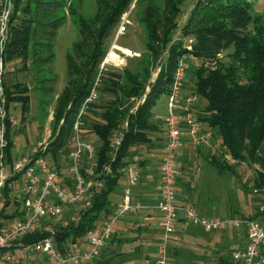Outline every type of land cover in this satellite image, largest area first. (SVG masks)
Masks as SVG:
<instances>
[{"label":"trees","instance_id":"trees-1","mask_svg":"<svg viewBox=\"0 0 264 264\" xmlns=\"http://www.w3.org/2000/svg\"><path fill=\"white\" fill-rule=\"evenodd\" d=\"M133 1L97 0L98 11L93 28L78 16L77 23L82 41L74 43L72 53L66 56L69 78L66 87L57 97L53 130L46 151V155L52 159L59 161L61 154L66 155L69 151L73 125L92 88L98 65L105 56L106 41ZM185 1L164 0L162 10L154 3H148L143 11L141 23L146 33V49L151 64L155 67L159 65L156 78L147 85V92L143 86L145 80L140 79L137 74H129L126 71L128 66L121 71L110 69L102 75L101 85L108 83L105 88L107 92L121 95L127 101L141 99V102L130 111L124 110L119 98H115L99 115L100 121L89 125L88 130L97 138L94 180L102 185L97 190L92 189L91 207L79 223L56 233L55 240L60 249L68 241L76 243L83 240L87 232L94 229L101 218L110 213L109 195L123 177L120 170L130 161L139 146L151 142L150 134L157 130L151 122L152 108L161 96L169 94L178 62L186 54H192L202 61L233 46L230 64L213 61L209 68L201 65L195 70L194 94L206 102L204 116L199 121L216 131L236 164L259 161L258 153L264 144V16L252 17V0H196L186 24L181 28L183 37L188 34L195 37L194 43L189 46L191 50L188 51L184 41L173 40L179 28L177 19L182 15L181 7ZM21 2L22 0L12 2L8 42L3 55L4 65L5 61H9L13 56L25 60L31 47L49 54L53 48L52 39L55 38L53 33L64 19L49 15L50 11L60 6L58 0H26L23 8H20ZM39 11L43 14L38 15ZM20 13L31 14L33 18L38 15L36 19L39 28L34 29L32 19L22 20V24L17 27L15 21ZM251 25L253 32H246ZM83 45H86L85 49ZM214 50L217 52H213ZM37 53L34 52V56ZM239 71L245 76L244 81L241 80ZM124 77L126 84L121 82ZM1 88V109L4 113L1 124L6 141L4 153L7 161L11 163L14 142L11 138L10 116L7 114L9 105L18 102L22 113H25L29 95L28 89L20 84H13L11 89L5 87L2 78ZM94 104L95 102L88 105L81 117V133L85 132L86 115L94 108ZM123 123H126V129L123 130L122 142L114 159H111L110 141L114 131ZM218 156L222 159L223 152L220 155H210L205 160L220 176L226 172L234 174V168L225 164ZM105 166L110 168L111 174L102 173ZM262 169L264 170V163ZM82 173L86 180H89L84 170ZM256 174L255 186L259 187L264 182V171ZM256 217L257 215L251 218ZM35 239V236L30 238L31 241ZM110 242H116V239L112 237ZM216 264L237 263L231 258H219Z\"/></svg>","mask_w":264,"mask_h":264},{"label":"built area","instance_id":"built-area-1","mask_svg":"<svg viewBox=\"0 0 264 264\" xmlns=\"http://www.w3.org/2000/svg\"><path fill=\"white\" fill-rule=\"evenodd\" d=\"M136 1L134 0L120 17L109 38L111 40L112 37V41L107 46L89 95L84 100L73 125L71 139L73 148L67 152L66 157H61L69 161L72 187L68 188L62 185L56 170L45 159L49 156L46 155L49 141L37 143L29 155L21 156L11 163L5 156L6 141L3 138L1 124L4 117L1 109L3 101L1 78L4 72L3 55L8 42L13 0H0V264H90L99 257L103 247L112 238L119 219L148 209L146 205L132 200V189L139 183L137 168L140 157L136 155L120 170L123 176L127 177L121 202L100 225L87 232L85 241L88 248L78 244L80 241L78 243L68 241L60 249L55 240L59 230L79 223L81 217L91 207L92 189L97 190L102 185L101 182L94 180L96 149L83 139L80 132L81 117L88 105L96 102L102 75L110 69L121 71L127 67L129 59L139 57L131 49L116 43L119 37L127 32L129 17ZM188 50L191 48L188 47ZM196 62L201 61L192 54H186L181 58L174 73L170 92L166 96L167 113L163 120L166 141L159 166V201L156 206L160 213L159 226L163 236L156 249L155 264H166L169 237L175 234L180 226L192 227L207 234L226 230L243 232L246 237L245 247L232 253V261L237 264H264V182L253 189V194L258 197L256 218L200 217L192 204L177 202V155L183 135L182 124L188 128L189 137L195 147L209 146L215 136L211 129H201L193 114L192 108L200 98L195 94L183 95L189 64ZM9 120L11 126H16L13 117H9ZM122 138L123 131L112 137L111 159H114ZM221 151L225 163L229 165L235 163L224 145ZM83 170L89 180L84 177ZM102 173L111 174V170L105 166ZM19 181L23 186L17 192L13 183ZM74 206H77V210L66 216V210ZM33 236L36 239L31 241L30 238ZM37 255H44L45 261L41 262Z\"/></svg>","mask_w":264,"mask_h":264},{"label":"rangeland","instance_id":"rangeland-1","mask_svg":"<svg viewBox=\"0 0 264 264\" xmlns=\"http://www.w3.org/2000/svg\"><path fill=\"white\" fill-rule=\"evenodd\" d=\"M59 1L61 3L60 6L50 11L49 15L51 17L52 15H56L57 18L64 17V19L55 32L51 30L54 32L55 38L52 39L53 48L49 51V54L42 52L39 48L31 47L28 49V57L25 60L13 56L9 61H5L2 77L4 86L11 89L10 87L13 84H20L22 87L28 89L29 95L27 112L22 113L20 104L14 102L9 105L7 113L17 123L11 130V138L14 142L12 149L14 159L29 155L31 149L37 143L50 140L54 124V113L57 108V97L66 87L69 78L66 56L72 53L74 43L82 41L77 23L78 16L87 21L91 25V28L96 25L94 19L98 11L97 0H58V3ZM195 2L196 0H186L184 2L181 7L182 15L177 19L179 28L173 37L174 41H184V46L187 47L194 43L195 37L191 34L184 35L185 37H183L181 28L186 24ZM25 3L26 0H22L20 8H23ZM148 3H154L162 10L164 0H139L129 17L127 32L121 35L116 42L119 46L129 48L139 55L138 58L128 60L126 71L131 75L137 74L140 79L145 80L143 86L146 92L148 91L147 85L154 81L159 71V65L155 67L151 64L150 56L146 49V33L141 23L143 11ZM251 3L252 17H256L257 15L264 16V1L252 0ZM42 14L43 12H38V15ZM36 17L33 18L31 14L23 15L20 13L15 24L18 27L24 20L32 19V25L34 24L33 27L36 30L39 28ZM246 32H253V26L251 25ZM111 41L112 37L111 40L108 38L106 48ZM83 46L85 49L86 45ZM36 51L38 53L34 56V52ZM233 51V46H229L218 52L214 50L213 52H217L215 57L206 58L199 63H190L186 72L183 95L194 94L195 70L199 69L201 65H204L205 67H203L207 69L210 65H213V61L228 65L232 61L231 55ZM36 57H39V59ZM165 58L166 54L163 56V61ZM122 73L120 74L123 75ZM239 74L241 80L244 81L245 76L243 73L239 71ZM121 82L126 84L125 77L122 78ZM107 85L108 83L102 84L97 89L98 98L94 104V108H91L90 112L86 115L85 132H82L83 139L94 146L97 144V138L88 130L89 125L95 121H100L99 115L106 107L108 108L110 102L114 101L115 98H119L122 108L130 111H133L141 102V99L127 101L121 95L109 93L105 90ZM205 106L206 102L204 101L203 107ZM203 107H201L200 111L203 114L202 116H204ZM152 112L163 120L167 112L166 95L160 97L152 108ZM125 126L126 123H123L118 127L114 131V135L122 131ZM189 141L191 142L190 139ZM190 142L188 147L178 156V176L176 181L178 199L187 195L188 199L185 201L194 206L200 217L239 216L251 218L256 216L258 197L253 194V189H255V180L257 179L256 173L264 171L262 169L264 163V144L258 153V162L232 164L230 166L234 168V174L226 172L224 176L220 177L210 165L203 163L204 158L212 154L213 151L208 150L207 146L195 148L192 142ZM70 144V149H72L73 145ZM216 152L217 155H220L222 151L216 149ZM61 156L66 157V155ZM219 158L221 159V157ZM45 159L56 170L62 185L71 188L72 180L69 161L66 158H60L57 161L49 156ZM122 184L123 179L119 181L118 187L112 192L110 196L112 204L121 201ZM13 186L18 192L21 190L23 183L21 181L14 182ZM180 188L186 192H182L179 190ZM75 210H77V206L70 207L69 210H66V216ZM154 234L144 239L145 243L143 245H145V249L137 245V241H143L142 234L137 235L136 228L132 227L124 238L121 235L113 236L116 241L120 240L121 243L113 244L108 241L99 255L100 258L98 257V259H95L90 264H155L156 248L160 237L157 236L156 232ZM243 234V232L239 233L234 230L207 234L196 231L191 227L180 226L168 242L166 264H216L219 258L230 260L232 253L243 247ZM135 236H137L138 240L136 243H132ZM84 240H80V243H78L79 241L77 243L83 246ZM37 257L41 259V262L45 261L44 255H37Z\"/></svg>","mask_w":264,"mask_h":264},{"label":"crops","instance_id":"crops-1","mask_svg":"<svg viewBox=\"0 0 264 264\" xmlns=\"http://www.w3.org/2000/svg\"><path fill=\"white\" fill-rule=\"evenodd\" d=\"M184 96H187V95H184ZM203 103H204V100L199 99V101L192 108L193 114H194L195 118L197 119L201 129L210 130V128L207 127V125L205 123L199 121V119L203 115L200 113L201 107H203ZM203 109H205V107H203ZM199 114H201V116H199ZM163 120H164V118H163ZM163 120H162V118H160L159 116H157L156 114H154L152 112L151 122H152V124H154L156 126L157 130L154 133L150 134L151 142L148 145L139 146L135 150V153L133 154V156L137 155L140 157V162H139L138 168H137L138 173H139V183L137 184V186L135 188L132 189V200H133V202H139L143 205H146L148 207V209L143 211V212H140L137 214H132V215H127V216L119 219V221L117 222L116 227H115V233L113 234V236H115V237H116V235H121L124 238V236L127 235V232L129 230H131L132 227H135L136 228V234L137 235L142 234V240L143 241H141V242L137 241L138 238H137V236H135V237H133L134 240L132 241V243H136V241H137L138 242L137 245L141 246L142 248H145V249H146V247H145V245H143L145 243V241H144L145 238H148L152 235H155L154 234L155 232H156L157 236L160 237L159 240L163 236L162 230L159 226L160 213L158 212V210H156V206H157L158 201H159V166H160L161 158L163 156V146H164L165 141H166L165 132L163 129ZM12 127H14V126H12ZM124 129H126V126ZM213 132L216 135H218L215 130H213ZM182 133H183V135H182V139H181V146L178 150L179 155H177V164H178V156H180L182 151H184V149L186 147H188L189 142H190L189 139L191 140V138L189 137V134H188V128L183 124H182ZM216 135L211 140L210 145L206 147V148H208V150L213 151L212 154H210V155L216 154V149L222 150L223 144L221 142L220 136L219 135L216 136ZM215 138H217V139H215ZM70 145H72V143ZM69 150H71L70 146H69ZM179 151H180V153H179ZM210 155H208V156H210ZM18 158H20V157H18ZM18 158L14 159L12 156V161L16 160ZM203 161H204L203 163L208 164V162L206 160H203ZM225 164H227V163H225ZM94 166H95V162H94ZM218 176H220V175L218 174ZM121 179H123V184H122V188H121V190H122L121 193H122L123 188L125 187V184H126L127 177L123 176ZM118 184H119V182H118ZM186 187H188V186H186ZM179 190H181L182 192H186L185 190L183 191L182 188H180ZM111 194L109 195V201H110ZM176 194H177V185H176ZM187 199H188L187 195H184L183 197H181V199H180V197L178 199V195H177V202L179 204H181V202L182 203L187 202V201H185ZM119 203L115 202L114 204H112V202L110 201V207H109L110 213L108 215H110L113 212V210L119 205ZM107 216H104L103 218H101V221L98 223V225H100ZM243 236H244V245L242 248H244L245 244H246L245 234H243ZM171 238H172V236L169 237L168 242L170 241ZM119 241L113 242V244H117ZM159 243H160V241H159ZM137 245H135V246H137ZM83 247L88 248L86 241H85ZM136 251H137V249H136ZM136 256H138V255H136ZM156 256H157V250H156ZM154 259H155V255H154ZM154 263H155V260H154Z\"/></svg>","mask_w":264,"mask_h":264}]
</instances>
